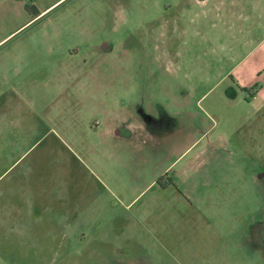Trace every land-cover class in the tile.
Returning <instances> with one entry per match:
<instances>
[{
    "label": "rangeland",
    "instance_id": "1",
    "mask_svg": "<svg viewBox=\"0 0 264 264\" xmlns=\"http://www.w3.org/2000/svg\"><path fill=\"white\" fill-rule=\"evenodd\" d=\"M192 2L0 0V264H264V0Z\"/></svg>",
    "mask_w": 264,
    "mask_h": 264
},
{
    "label": "crops",
    "instance_id": "2",
    "mask_svg": "<svg viewBox=\"0 0 264 264\" xmlns=\"http://www.w3.org/2000/svg\"><path fill=\"white\" fill-rule=\"evenodd\" d=\"M206 1L207 0H193L195 4H204ZM259 44L260 45L258 48L262 47V49L256 55V57L251 59L254 53L253 49H249L244 57L240 59L234 66H232L228 72H226V75L232 79V84L237 89L243 88L245 89L244 92L247 93V95H249V92L252 95V98L260 99L262 102H264V38L260 40ZM119 123L120 122L118 120L113 118L108 119L107 125L101 131V134L113 139L125 137L131 140L132 137L138 133L136 131V127L133 125L129 127L131 129V133H119L117 130ZM188 149L189 147L184 148L179 156L184 157L188 152ZM201 151L202 149L199 150L195 155L199 154ZM185 168H187V165Z\"/></svg>",
    "mask_w": 264,
    "mask_h": 264
},
{
    "label": "flooded vegetation",
    "instance_id": "3",
    "mask_svg": "<svg viewBox=\"0 0 264 264\" xmlns=\"http://www.w3.org/2000/svg\"><path fill=\"white\" fill-rule=\"evenodd\" d=\"M190 7H187L186 10H189ZM184 13H181V16H183ZM182 18V17H181ZM179 18V19H181ZM101 52H105V51H109L111 48V44L108 42H104L103 45L101 46ZM240 90L245 91V89L243 88H239ZM249 96H252L249 92H248ZM143 98L140 99V101H142ZM136 114H138L139 116H136L134 113H129L128 117H127V121H122V123L118 126L119 127H130V126H135L136 127V131H142L143 129L145 131L149 130L148 125H152L151 120L152 118L149 116V113L146 110L143 109H138ZM144 117V118H143ZM151 118V120H150ZM144 119H148L147 120V124L145 125L142 121ZM117 128V130L119 131V133H121L122 131H120ZM147 129V130H146ZM131 133V129L129 128L126 129V131L124 132V134H128ZM254 181L258 182V183H264V162L261 166H259L258 168H255L252 172ZM247 238L251 241V244L257 248H261L264 250V218L262 219H255L251 225L248 228L247 231Z\"/></svg>",
    "mask_w": 264,
    "mask_h": 264
}]
</instances>
